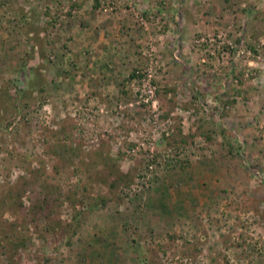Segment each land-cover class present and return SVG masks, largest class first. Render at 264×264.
Wrapping results in <instances>:
<instances>
[{
    "label": "rangeland",
    "instance_id": "1",
    "mask_svg": "<svg viewBox=\"0 0 264 264\" xmlns=\"http://www.w3.org/2000/svg\"><path fill=\"white\" fill-rule=\"evenodd\" d=\"M0 264H264V0H0Z\"/></svg>",
    "mask_w": 264,
    "mask_h": 264
},
{
    "label": "trees",
    "instance_id": "2",
    "mask_svg": "<svg viewBox=\"0 0 264 264\" xmlns=\"http://www.w3.org/2000/svg\"><path fill=\"white\" fill-rule=\"evenodd\" d=\"M131 75H134V73H131Z\"/></svg>",
    "mask_w": 264,
    "mask_h": 264
}]
</instances>
